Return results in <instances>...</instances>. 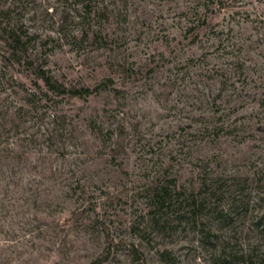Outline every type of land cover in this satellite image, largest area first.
I'll return each mask as SVG.
<instances>
[{
  "label": "rangeland",
  "instance_id": "rangeland-1",
  "mask_svg": "<svg viewBox=\"0 0 264 264\" xmlns=\"http://www.w3.org/2000/svg\"><path fill=\"white\" fill-rule=\"evenodd\" d=\"M107 1L110 25L104 16L95 24L109 35L80 44L66 3L17 0L50 38L46 67L93 92L43 95L44 120L21 126L38 140L27 141L26 167L9 174L0 264H238L261 254L264 0ZM195 7L207 21L189 31ZM6 71L33 87L17 68ZM158 180L171 190L160 208ZM192 197L205 202L197 215Z\"/></svg>",
  "mask_w": 264,
  "mask_h": 264
},
{
  "label": "trees",
  "instance_id": "trees-1",
  "mask_svg": "<svg viewBox=\"0 0 264 264\" xmlns=\"http://www.w3.org/2000/svg\"><path fill=\"white\" fill-rule=\"evenodd\" d=\"M59 1L63 4L66 3V11L68 10L70 21L75 27L72 37L78 40L80 44L84 43L85 39L90 38L92 34H94L93 41H97L98 38L101 39L104 33L109 35L108 30L97 29L95 24L101 19V16H104L108 22L112 9L107 0ZM196 1L200 5L204 4L206 8H209L210 4H216L218 7L225 4L224 0ZM113 3H115V0ZM18 8L17 0H0V62H3L4 65V70L0 69V190L3 192L0 191V195L3 194L0 198V211L2 212H5L7 208L4 196L7 195L8 186L12 183L10 175L15 172L16 167H20V165L26 167L27 155L30 153L28 149H34V146H28L27 141L30 140L34 143L38 140L37 134H24L25 132L21 130V126L32 120L35 123L43 121L47 110L51 108V105L44 102L43 95L46 97L51 94L53 95L50 96L52 99V97L59 96L83 97L93 92L90 86L68 85L51 73L45 65L46 59L44 57V48H47L50 38L44 39L39 32L33 30V26L24 20ZM46 9L48 10V8ZM55 9L57 10L58 7L52 8V11ZM195 9L192 15L198 22L189 26V31L197 29L200 21L201 23L207 21L206 14L201 15V10L198 7H195ZM108 25H110L109 22ZM109 27L111 26H107L106 29H109ZM7 67L17 68L18 72L25 73L32 81L33 87L27 86L25 81L18 80V76L15 74L8 75ZM53 100L57 103L56 99ZM56 116L57 114L53 113V118ZM219 118L222 117L219 116ZM224 126L227 125L223 124L221 128ZM215 129L220 130V127L215 125ZM20 134L23 137L19 136ZM24 145H26V149H24ZM39 161L41 163L42 159ZM204 184L206 182L202 185ZM169 187L168 182L158 180L153 190L152 200L159 208L171 199ZM190 199L191 197L185 196L183 200L186 203ZM25 202L27 206L32 208L38 207L37 198L26 197ZM190 204L195 206V214H198L203 209L205 202H198L194 197ZM108 248L107 253L109 254L110 246ZM162 254L168 255L169 251L163 250ZM235 261L238 264H264V252L257 254L256 249H254L249 253L237 256ZM100 263H102V260L99 258L93 260L90 264ZM216 264H231V261L220 258Z\"/></svg>",
  "mask_w": 264,
  "mask_h": 264
}]
</instances>
